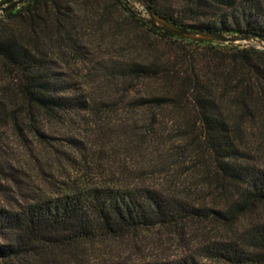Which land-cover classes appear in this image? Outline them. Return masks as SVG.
Masks as SVG:
<instances>
[{
  "label": "trees",
  "instance_id": "trees-1",
  "mask_svg": "<svg viewBox=\"0 0 264 264\" xmlns=\"http://www.w3.org/2000/svg\"><path fill=\"white\" fill-rule=\"evenodd\" d=\"M147 2L188 29L264 37V0ZM146 18L126 0H24L0 15V264H264V49L184 39ZM95 75L109 86L98 95L86 87ZM147 82L156 87L139 92ZM119 106L147 117L121 127L133 152L151 149L181 185L102 180L84 162L79 175L43 168L40 187L2 143L10 131L30 152L46 142L70 163L77 132L51 124ZM166 109L181 114L169 135L180 144L160 141L155 119ZM191 172L208 189L200 198L182 177ZM150 233L166 235L168 249L161 237L155 253L142 247ZM103 239L129 252L93 260Z\"/></svg>",
  "mask_w": 264,
  "mask_h": 264
},
{
  "label": "rangeland",
  "instance_id": "rangeland-1",
  "mask_svg": "<svg viewBox=\"0 0 264 264\" xmlns=\"http://www.w3.org/2000/svg\"><path fill=\"white\" fill-rule=\"evenodd\" d=\"M126 6L130 8L132 12L140 16L147 17L146 19H148L147 13L144 11L143 7L137 0H126ZM1 14L2 13L0 12V15ZM115 16H117L118 19H122L124 17L120 14ZM118 43H120L121 46L126 47V43L121 41ZM218 43H221V45L223 46L233 45L243 47L250 45L264 49V42L257 38L240 40L236 42L219 41ZM125 53L127 54V56L141 58V54H138V52L135 51H130L129 49H127ZM88 69L89 68L87 65L79 68V70H81L80 72L82 73L89 72ZM87 79L88 81L86 87L93 94L100 93L99 87L105 89L109 87H106V85L99 86L100 83L96 75L87 77ZM153 87L156 86L147 82L142 84L139 88L137 87V89L139 90V92H144L146 90H151V88ZM131 95L132 93L128 92L125 101H127L131 97ZM138 118L142 121V123H146L147 121V117H143L142 110L138 109L134 112H131L126 110V108L119 106L117 110H107L104 108L101 112L90 111L79 113L78 115L73 116V119H70V122H53L51 124V130L55 134L60 135L69 133L72 130H75L77 132L76 134L81 142L82 149H80V151H77L74 148L70 150L74 159L73 161L71 160L70 163L66 160H62L63 162L56 160L53 153H50L47 149L50 147L46 142H34V150L33 152H30L10 131L8 133L6 132V137H4L2 143L10 152H13V156L16 158V162L26 168V171H28L29 173L28 177L31 184H37L40 185V187L44 182L43 177H45L43 168L45 170H50L51 168H53V166H57L58 168L64 167L62 169H59L58 172L64 173L66 171L65 168H69L71 172H75L76 174H78L77 171L81 173V171H83L82 168H85L84 166H82L84 165V162L88 166L86 167L87 171L85 173H87V175L91 173L94 178L99 176L102 180L110 179L118 180L120 182L132 179H142L146 182L153 183L154 185L156 184L167 186L171 183V181L175 182L176 185H181L179 180L174 179L173 175L166 176L161 173V161L160 159L156 158L155 153L151 154V149H147V151L144 150L145 153L139 155H136L135 152H133V150L131 149L133 143L130 142L128 136L124 132H122L121 127L127 125L130 126V123L138 120ZM181 121V114H178L174 110H164L162 115L158 116V118L155 119V127L157 128L158 133H160L159 138L161 137L160 141L163 142L164 139H170L172 138L171 136L174 137L177 133V130L175 129L176 125L173 126V124L177 122L179 123ZM249 124L251 123L249 122ZM256 130H258L256 129V126H249L248 128L250 134L255 133ZM169 135L171 136L169 137ZM51 141L53 143L56 142L54 140ZM176 143L180 144L175 140V138L168 141V144L170 145ZM182 144L184 143H181L180 146H182ZM38 146L42 147L44 150L41 151V148H38ZM63 158L65 157L63 156ZM71 163H73V165H76V168L73 167ZM191 173L192 177H190L189 175V178H187L186 174L182 175V177L184 178L185 183L190 186L191 194L193 193L194 196L200 198L208 189H205L207 187L200 185V183L198 186L194 185V182H198L199 173ZM185 176L187 179L185 178ZM180 187L188 186L184 185ZM152 234L153 233H150V236L153 237L151 238V242L145 241L144 243L147 242V244L141 243L142 247H145L146 249V245H148L150 248L152 247L151 250L149 249V251L155 253L157 251V245L155 244V242H152V239L161 237L159 238L161 240L160 243L162 242L163 246L168 249L167 247H169V243H171V240L167 239L168 237H166V235L159 236L156 234ZM122 244L123 243H120L118 241L103 239L93 243L89 248V253L93 256L94 260L96 257L101 258L116 254L119 251H123V248H125V252H129V249H126V247H124V245Z\"/></svg>",
  "mask_w": 264,
  "mask_h": 264
},
{
  "label": "water",
  "instance_id": "water-1",
  "mask_svg": "<svg viewBox=\"0 0 264 264\" xmlns=\"http://www.w3.org/2000/svg\"><path fill=\"white\" fill-rule=\"evenodd\" d=\"M24 0H15L10 4L0 7V12L4 13L17 5L21 4ZM141 6L143 7L144 11L148 15V20L150 24L160 32L169 33L174 36H178L184 39H191V40H203V41H224V42H236L240 40H248L257 38L264 42V37L258 34H225L220 32L214 31H204V30H194L188 29L184 26H179L176 23L168 20L167 18L160 15L152 6H150L147 0H137Z\"/></svg>",
  "mask_w": 264,
  "mask_h": 264
}]
</instances>
